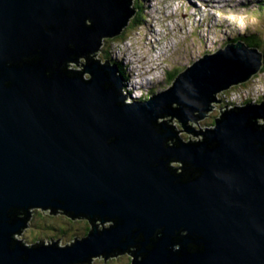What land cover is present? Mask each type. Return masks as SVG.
Masks as SVG:
<instances>
[{
    "label": "water",
    "instance_id": "water-1",
    "mask_svg": "<svg viewBox=\"0 0 264 264\" xmlns=\"http://www.w3.org/2000/svg\"><path fill=\"white\" fill-rule=\"evenodd\" d=\"M134 4L0 0V264H91L133 244L146 257L132 264H264V101L198 124L264 55L229 44L131 104L99 53ZM35 208L88 220L91 232L29 249L18 236Z\"/></svg>",
    "mask_w": 264,
    "mask_h": 264
},
{
    "label": "rangeland",
    "instance_id": "rangeland-1",
    "mask_svg": "<svg viewBox=\"0 0 264 264\" xmlns=\"http://www.w3.org/2000/svg\"><path fill=\"white\" fill-rule=\"evenodd\" d=\"M189 1L192 3V0ZM201 1L206 3L210 8L219 2V0ZM188 5V2L185 0L180 3L179 0H135V15L131 19L130 25L123 34L126 35L125 39H128L123 41V37L120 36L121 38L105 40L102 43L99 59L103 62H106L107 60L114 62L111 59L118 60L116 57H111V53L114 52L119 58H121V55L124 54L126 57L124 63H127L128 58H130L134 61L136 66L139 65L136 59L140 57L139 59L143 60L141 66L145 67L147 62L145 61L144 54L147 52L154 53V45L147 41L148 38H151V30L155 35L154 29H157V33L159 35H155L158 50L165 51L163 56H165L166 63L168 65L167 67L169 68V74H181L188 66L192 65L196 60L202 58V54L205 55L207 53H212L215 50H219L226 44L233 42V39L236 40L239 38L240 41H243L244 39L256 41V44H259L260 46L262 45L264 48V10H260L256 6L257 4L252 7H234L221 10V12L216 14V18L211 17L209 13L206 12L208 7L203 5V11L199 10L204 15L202 17L204 19V25L202 27L203 31L199 33V31L195 28V34H192L194 27L191 17L186 16V14L190 12ZM201 12H199V14ZM154 17L157 23L153 21ZM207 33H212L209 34V40H206L208 38L205 36ZM127 47H130L131 51H125ZM259 49L260 51L264 50L261 47H259ZM159 57L161 56L159 55L157 58ZM167 58L171 61L167 60ZM81 60L82 63L85 62V59ZM115 66L118 71L119 68H121V70H123V68L125 69V67H120L119 65ZM151 66L152 65H148L149 68H151ZM69 69L73 70L81 68L78 65L75 66L74 63H70ZM156 69V72L152 73L153 77L157 75L156 77L158 79L155 78V81H153L155 82L154 85H144L143 99L148 97L149 95L147 96V93H151L152 90L163 91L166 83L170 82L168 70H166V80L163 82L164 76L162 70L160 68ZM258 74L256 82H261L262 80L264 83V73L259 72ZM134 76H136L137 79L139 78L137 74L133 75V77ZM143 77H141V80H143ZM137 79L136 81L138 82ZM134 82V80L131 81V83ZM251 82H253V79ZM127 86V82H125L124 94L126 93ZM236 88L238 90L237 86H233L230 90ZM228 91L229 89L226 90L225 93ZM131 92H135L138 96L141 95L140 88L138 89V86L136 87L135 85L131 89ZM225 93L217 95L220 97L219 100L223 99L226 103L232 101V105L236 106L243 103L242 101H238L236 99L233 101L231 98L234 97L231 96L229 92L226 93L227 96L224 97ZM218 109H220V106H218L213 112L216 113ZM215 117L216 116L213 114L209 117L207 116L204 121L202 120L201 122H198L201 129H205L207 126L211 125L214 122ZM172 124L176 130L178 129L177 131H184V129L179 125L178 119L174 118L172 120ZM191 125L199 129L195 122H190L189 126ZM178 136L183 140H189V135L186 132L179 133ZM174 165L179 167L180 163L177 162L174 163ZM91 229V225L87 220L71 221L67 216H51L50 210L44 211L40 208H35L30 210V219L25 229L19 234L18 241L25 244L28 248H32L42 241L45 244L58 242L61 245H67L77 239L79 241L83 240L91 232ZM91 264H132V257L125 254L108 261L105 259L95 258Z\"/></svg>",
    "mask_w": 264,
    "mask_h": 264
},
{
    "label": "clouds",
    "instance_id": "clouds-1",
    "mask_svg": "<svg viewBox=\"0 0 264 264\" xmlns=\"http://www.w3.org/2000/svg\"><path fill=\"white\" fill-rule=\"evenodd\" d=\"M180 2H183V0H179V3ZM182 5V4H181ZM133 9H135V7H133ZM196 17H197V15H196ZM192 24H194L193 25V27H194V31H193V33L192 34H195V32H196V29H197V31H199L200 33L203 31V29H202V25H200V21L199 20H197V21H194ZM129 25H130V23H129ZM196 28V29H195ZM209 34H212V33H209ZM198 35H199V33H198ZM119 38V37H118ZM117 39V38H116ZM128 39V38H127ZM127 39H122L123 41H125V40H127ZM163 39H166V38H163ZM234 40V39H233ZM250 40H245L244 41V43L246 44V46L247 47H249V48H252V46L251 45H249V44H247L248 42H249ZM229 44H233L232 42H230V43H228L227 45H225L224 47H226V46H228ZM259 47H261L262 49H264L263 47H262V45L260 46L259 45ZM259 47H254L255 49H258L259 51H260V49H259ZM222 48V47H221ZM215 51H217V50H215ZM214 51V52H215ZM165 51H161V50H158V48H157V50H156V52H154V53H146V54H144V58H145V61L148 63V62H150V63H152L151 65H154L156 68H160L161 70H162V72H163V76H164V81L163 82H165V80H166V78H165V76H166V70H168V72H169V68L167 67L168 65H167V63H166V59H165V56H163V53H164ZM260 52H262V53H264V50H262V51H260ZM213 53V52H212ZM207 54H211V53H207ZM207 54H205V55H207ZM161 56L159 59H157L156 57L157 56ZM203 56H205L204 54H202ZM111 60H113V59H111ZM199 60V59H198ZM197 61V60H196ZM103 62V61H102ZM106 62H109V63H112V62H110L109 60H107ZM105 62V63H106ZM113 64V63H112ZM116 65V64H115ZM123 67V66H122ZM163 67H165V68H163ZM121 68H119V72L122 74V76L124 75V72L123 71H125V69L123 68V70L121 71L120 70ZM188 69V68H187ZM186 69V70H187ZM185 70V71H186ZM184 71V72H185ZM152 72H156V71H154L153 69L152 70H149V71H147V72H144L145 74H150V73H152ZM260 72H262V73H264V64H263V67H262V69H261V71ZM183 73V72H182ZM181 73V74H182ZM180 75V74H179ZM178 75V76H179ZM257 75V74H256ZM254 76L253 78H251L249 81H247V82H245V83H243V84H240V85H234V86H237L238 87V90H237V88L236 89H229V93H230V95L231 96H233L234 98H231L233 101H235V99L236 100H238V101H242L241 103V105H238V106H236V105H230L229 106V103L227 102H225L223 99L222 100H219L220 99V97H218V96H216L217 97V103H214L213 105H214V109L209 113V115H208V117L210 116V115H215L216 117H215V119H214V122L211 124V125H209V126H207L204 130H206V129H208V128H213L214 127V125H215V123H216V120H217V118H219V117H221L222 116V114H223V112L225 111V110H230V109H233V108H239V107H245L246 105H251V104H256V103H259V102H262V101H264V83H263V81L261 80V82H256V79L258 78V75L257 76ZM162 76V75H161ZM178 76H176V78L172 81V82H168V83H166V85H165V89L163 90V91H165L166 89H168L169 87H171L172 85H173V83L175 82V80L177 79V77ZM252 79H253V82H251L252 81ZM138 80V79H137ZM139 81V80H138ZM127 85L129 86H127V89L126 90H129L130 88H132L131 86H132V84H130V83H127ZM233 87V86H232ZM231 87V88H232ZM152 90V89H151ZM163 91H156V90H152L151 91V93L149 92V93H147V96L148 97H146L145 99H142L141 101H146V100H149V99H151L153 96H155V95H157V94H159V93H161V92H163ZM226 91V90H225ZM225 91H222V92H220L219 94H221V93H225ZM228 92H226V93H228ZM244 94H243V93ZM224 94V97H226L227 96V94ZM218 95V94H217ZM124 96H127L128 98L130 97L129 96V94H127V93H125L124 94ZM143 97H144V95H143ZM127 100V99H126ZM141 101H135V99H131L130 98V103L131 104H133V103H135V102H141ZM230 102V101H229ZM218 106H220V109H218L217 111H216V113H214L213 111H215L216 109H217V107ZM202 121V120H201ZM201 121H199V122H201ZM204 121V120H203ZM190 124V123H189ZM259 124H261V125H264V122H260ZM193 126V125H192ZM182 127V126H181ZM194 127V126H193ZM183 128V127H182ZM196 130H198L199 131V129H197L196 127H194ZM178 130V129H177ZM188 134V133H187ZM189 135V134H188ZM184 141L186 142H188L189 140H186V139H184ZM198 141V140H197ZM174 163H177V162H174ZM173 163V164H174ZM172 165V164H171ZM42 210H44V209H42ZM44 211H47V210H44ZM88 221V220H87ZM73 242V241H72ZM71 242V243H72ZM75 242H76V240H75ZM59 246H69L71 243H69V244H67V245H61V244H59L58 242H56ZM25 245V244H24ZM46 245H49V244H46Z\"/></svg>",
    "mask_w": 264,
    "mask_h": 264
},
{
    "label": "bare ground",
    "instance_id": "bare-ground-1",
    "mask_svg": "<svg viewBox=\"0 0 264 264\" xmlns=\"http://www.w3.org/2000/svg\"><path fill=\"white\" fill-rule=\"evenodd\" d=\"M160 3V2H159ZM158 3V4H159ZM147 5V4H146ZM151 8H152V6H151ZM248 14V13H247ZM254 14V13H253ZM165 19H166V16H165ZM153 21L155 22V23H157V21H156V19H155V17H154V19H153ZM263 23V22H262ZM153 27V26H152ZM261 27V26H260ZM154 28V27H153ZM155 30V35L156 36H159L158 35V33H157V29H154ZM150 33H151V38H148L147 39V41L148 42H150V44H152V45H154V52H156V50H157V43H156V40H155V35H154V32L151 30L150 31ZM159 41V40H158ZM147 44H149V43H147ZM252 48H254L253 46H252ZM127 50H129V51H131L130 50V47H127V49L125 50V51H127ZM121 51V50H120ZM175 55V54H174ZM111 57H116L118 60H112V61H114L115 63H116V65H119L120 67L121 66H123V67H125V71H124V76H122V74L120 73V75H121V77H122V80H123V84L125 83V82H127V83H130V84H132V88L134 87V85L137 87L138 86V89L140 88V90H141V95L140 96H138L137 94H135V92H131V89L129 90V91H127L126 90V93L127 94H129V98L128 97H126V99H127V101L130 103V98L132 99H135V101H141L144 97H143V92H144V85H154L155 84V82H153V81H155V78L156 79H158L156 76L157 75H155L154 77H153V73H150V74H145L144 72H147V71H149V70H154V71H156L157 69L155 68V66L154 65H152L151 66V68H149L148 67V65H151V63L150 62H148L146 65H145V67H142L141 65H142V62H143V60H141V59H139L140 57H138L137 59H136V61L139 63V65L138 66H136L135 64H134V61H132L130 58H128V62L127 63H124L125 62V60H126V57L124 56V54H122L121 55V58H119V57H117L116 55H115V53L114 52H112L111 53ZM158 57V56H157ZM156 57V58H157ZM204 57V56H203ZM202 57V58H203ZM143 58V57H142ZM160 58V57H159ZM159 58H157V59H159ZM202 58H200V59H202ZM199 59V60H200ZM167 60H169V61H171L170 59H168L167 58ZM82 61V60H81ZM100 61H101V59H100ZM114 62H112L113 63V65H115V63ZM196 62V61H195ZM194 62V63H195ZM111 63V64H112ZM193 63V64H194ZM81 64H83L82 62H81ZM192 64V65H193ZM192 65H190V66H188L187 68H189V67H191ZM119 66H118V68H119ZM140 67V68H139ZM76 71H81V69H75ZM160 73V72H159ZM135 74H137L138 76H139V78H138V82L136 81V76H134L133 77V75H135ZM145 78H144V77ZM141 77H143V80H141L142 78ZM132 80H134L135 82L134 83H131V81ZM231 104H233L232 103V101H230L229 102V106L231 105ZM193 127V126H192ZM194 128V127H193ZM191 140L193 141V142H196L198 139H197V137H191ZM181 167H182V164H181ZM71 221H73L72 219H70ZM87 225V224H86ZM88 231V230H87ZM22 243V242H21ZM75 243V241H73L69 246H71V245H73ZM30 249V248H29Z\"/></svg>",
    "mask_w": 264,
    "mask_h": 264
},
{
    "label": "flooded vegetation",
    "instance_id": "flooded-vegetation-1",
    "mask_svg": "<svg viewBox=\"0 0 264 264\" xmlns=\"http://www.w3.org/2000/svg\"><path fill=\"white\" fill-rule=\"evenodd\" d=\"M121 37H123V39H125V37H126V35H123V36H121ZM121 37H119V38H121ZM82 62V61H81ZM178 143H176V145H177ZM180 163V162H179ZM172 166H174V167H176V168H178V172L179 173H183V172H185L182 168H181V163H180V166L178 167V166H176V165H174V164H172ZM61 213V212H60ZM62 214V213H61ZM192 246V245H191ZM193 247V246H192ZM194 248V247H193ZM129 249V251L127 250V252L126 253H129L130 255H132L133 257H134V259H135V261H142L145 257H146V253H144L143 254V256L142 257H140V258H138V257H135L132 253H130V251L131 252H134V254H135V252L137 251V249H136V244H133L131 247H129L128 248ZM191 254H194V252L192 253V251L190 252Z\"/></svg>",
    "mask_w": 264,
    "mask_h": 264
},
{
    "label": "trees",
    "instance_id": "trees-1",
    "mask_svg": "<svg viewBox=\"0 0 264 264\" xmlns=\"http://www.w3.org/2000/svg\"><path fill=\"white\" fill-rule=\"evenodd\" d=\"M236 40H238V39H236ZM239 41H240V39H239ZM256 41H249L247 44H249V45H251V46H253V47H259V44H256L255 43ZM121 70V69H120ZM122 71V70H121ZM177 72V71H176ZM168 77H169V81L170 82H172L175 78H176V76H178V75H176L175 73H172V74H169V72H168Z\"/></svg>",
    "mask_w": 264,
    "mask_h": 264
}]
</instances>
